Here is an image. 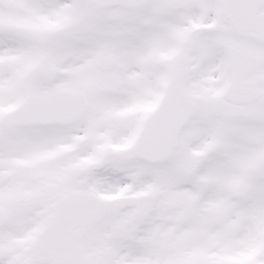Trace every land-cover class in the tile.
<instances>
[{"label":"snow or ice","instance_id":"obj_1","mask_svg":"<svg viewBox=\"0 0 264 264\" xmlns=\"http://www.w3.org/2000/svg\"><path fill=\"white\" fill-rule=\"evenodd\" d=\"M0 264H264V0H0Z\"/></svg>","mask_w":264,"mask_h":264}]
</instances>
